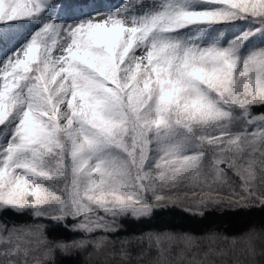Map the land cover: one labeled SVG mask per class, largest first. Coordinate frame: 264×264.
I'll return each instance as SVG.
<instances>
[{"label":"snow or ice","instance_id":"1","mask_svg":"<svg viewBox=\"0 0 264 264\" xmlns=\"http://www.w3.org/2000/svg\"><path fill=\"white\" fill-rule=\"evenodd\" d=\"M256 205L264 0H0V264H264L162 219Z\"/></svg>","mask_w":264,"mask_h":264},{"label":"trees","instance_id":"2","mask_svg":"<svg viewBox=\"0 0 264 264\" xmlns=\"http://www.w3.org/2000/svg\"><path fill=\"white\" fill-rule=\"evenodd\" d=\"M86 3H93L95 0H83ZM106 3L114 5L120 0H105ZM162 219L181 230L195 233H205L210 229H218L229 234H240L245 232L250 226H264V207L256 205L243 211L234 209L218 208L207 211L204 217L190 216L187 213H177L168 215ZM0 220H7L17 224L30 223L26 216H17L9 212L0 215ZM130 231H141L147 225L130 223L126 225ZM63 264H73V261L64 260Z\"/></svg>","mask_w":264,"mask_h":264}]
</instances>
